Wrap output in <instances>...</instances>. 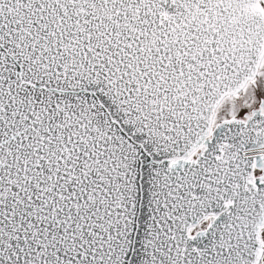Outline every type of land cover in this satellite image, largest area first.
I'll return each mask as SVG.
<instances>
[{
    "label": "snow or ice",
    "instance_id": "1",
    "mask_svg": "<svg viewBox=\"0 0 264 264\" xmlns=\"http://www.w3.org/2000/svg\"><path fill=\"white\" fill-rule=\"evenodd\" d=\"M0 264H264V0H0Z\"/></svg>",
    "mask_w": 264,
    "mask_h": 264
}]
</instances>
